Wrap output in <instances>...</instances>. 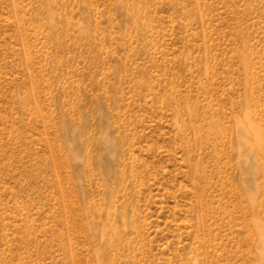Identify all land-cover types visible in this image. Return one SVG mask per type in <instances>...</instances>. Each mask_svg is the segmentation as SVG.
<instances>
[{
  "label": "rangeland",
  "instance_id": "obj_1",
  "mask_svg": "<svg viewBox=\"0 0 264 264\" xmlns=\"http://www.w3.org/2000/svg\"><path fill=\"white\" fill-rule=\"evenodd\" d=\"M0 264H264V0H0Z\"/></svg>",
  "mask_w": 264,
  "mask_h": 264
}]
</instances>
